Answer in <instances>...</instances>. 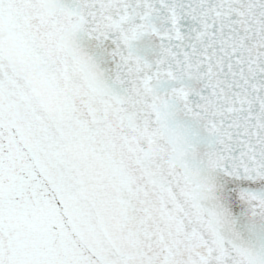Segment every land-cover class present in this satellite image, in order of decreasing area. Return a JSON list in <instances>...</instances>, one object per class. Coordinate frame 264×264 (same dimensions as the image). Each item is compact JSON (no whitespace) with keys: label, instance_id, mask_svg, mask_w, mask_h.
I'll return each instance as SVG.
<instances>
[{"label":"snow or ice","instance_id":"6c2138e0","mask_svg":"<svg viewBox=\"0 0 264 264\" xmlns=\"http://www.w3.org/2000/svg\"><path fill=\"white\" fill-rule=\"evenodd\" d=\"M0 264H264V0H0Z\"/></svg>","mask_w":264,"mask_h":264}]
</instances>
